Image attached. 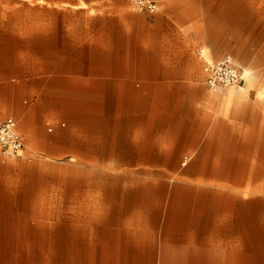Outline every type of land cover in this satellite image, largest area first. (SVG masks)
<instances>
[{"label":"rangeland","instance_id":"obj_1","mask_svg":"<svg viewBox=\"0 0 264 264\" xmlns=\"http://www.w3.org/2000/svg\"><path fill=\"white\" fill-rule=\"evenodd\" d=\"M157 1L152 15L128 0H0V68H12L0 124L16 120L25 144L19 157L0 149V264H264V0H220L234 8L235 34L215 59L233 57L239 87L253 91L220 122L236 124L250 164L218 165L233 154L219 148L207 165L221 186L219 249L212 220L196 214L202 167L183 165L198 148L160 138L165 125L182 133L194 109H217L192 107L174 75L132 64L164 23L155 19H202L198 0Z\"/></svg>","mask_w":264,"mask_h":264},{"label":"crops","instance_id":"obj_2","mask_svg":"<svg viewBox=\"0 0 264 264\" xmlns=\"http://www.w3.org/2000/svg\"><path fill=\"white\" fill-rule=\"evenodd\" d=\"M197 3L199 7L198 16L202 17V19L198 18L195 24L173 25L166 19H155V25L161 22L164 23L161 28L156 26L157 28L153 30L154 33L149 36V48L135 54L132 64L137 68L136 72L138 73L152 74L163 72L174 75L170 79H172V83H179L175 87L190 91L188 98L192 107L202 105L206 109L210 108V106L217 109L216 114L207 112L202 114L199 110L194 109L196 111L195 114H190L183 120L186 125L179 127L182 133L171 134L170 128L165 125L164 128L167 130L161 131L160 138L166 139L176 136L191 139L183 143L186 147L183 153H188L198 148V156L194 160L184 159L186 163H183V165H199L202 167L194 178H191V180H195V184L191 185L194 187L193 191L194 195L197 196L196 200L198 203L202 202L196 205V214L198 217H208L212 220V226H210L212 228L210 248L219 249V229L216 230L215 227L218 228L220 224L221 186L214 182L211 183L210 177L213 176V173H209L207 165H217L215 160L220 155V149L226 148H228L229 154H231L230 152L233 154L231 158L224 157V161H221L218 165H249L250 160H244L245 151L247 152L248 148L244 142L243 134L237 131L236 124L232 125L230 123V130L220 129L221 117L227 116L231 106L238 107L241 100L239 102L235 101L228 106L224 105L222 96L211 97L207 93L211 91L207 88L206 83L204 87L201 82L204 58L200 55L202 49L200 51L198 49L205 46L210 52V59L215 61H219L215 58L221 57L230 51L231 47L228 43L234 40L231 35L235 34L234 8L230 4L222 3L220 0H198ZM67 5L73 7L72 4ZM205 55L208 58L206 53ZM6 65L7 63L5 62L3 68H0V88H7L12 79L11 65L10 63L9 67ZM0 67L2 66L0 65ZM22 95L24 96V91ZM242 112H246L248 115V113L252 114L255 111L246 109ZM165 120L167 121L168 119ZM200 139L205 140L201 142ZM250 149L249 152H251ZM204 227L206 228L207 226Z\"/></svg>","mask_w":264,"mask_h":264},{"label":"built area","instance_id":"obj_3","mask_svg":"<svg viewBox=\"0 0 264 264\" xmlns=\"http://www.w3.org/2000/svg\"><path fill=\"white\" fill-rule=\"evenodd\" d=\"M131 7L138 12L152 15L158 14L160 5L157 0H129ZM204 58V77L207 88L215 94L222 93L228 88L239 87L245 83L244 71L227 56L219 61L208 59L205 51H200ZM0 149L7 157H19L24 152L25 144L20 134L18 124L13 119H8L0 124Z\"/></svg>","mask_w":264,"mask_h":264},{"label":"bare ground","instance_id":"obj_4","mask_svg":"<svg viewBox=\"0 0 264 264\" xmlns=\"http://www.w3.org/2000/svg\"><path fill=\"white\" fill-rule=\"evenodd\" d=\"M246 75L249 76L250 72L246 71ZM249 82V81H248ZM239 90H235L233 87L226 89L222 94V101L224 105H230L233 102H239L242 99H247L248 95L253 91L252 86L246 83L245 87H238Z\"/></svg>","mask_w":264,"mask_h":264}]
</instances>
